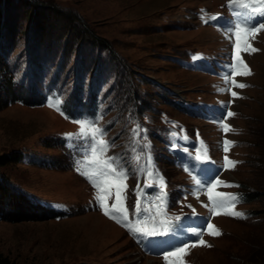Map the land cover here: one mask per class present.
Masks as SVG:
<instances>
[{
    "label": "rangeland",
    "instance_id": "obj_1",
    "mask_svg": "<svg viewBox=\"0 0 264 264\" xmlns=\"http://www.w3.org/2000/svg\"><path fill=\"white\" fill-rule=\"evenodd\" d=\"M225 1L7 0L14 10L5 23L10 32L16 31L12 36L2 27L0 85L4 76L12 75L14 83L32 81L50 99L24 104L0 93V155L21 154L18 161L0 165V176L10 188L3 203L7 217L0 219V255L19 264H168L164 254L142 252L138 236L98 206V190L81 174L90 168L91 152L85 149L89 144L81 139L77 122L87 117L100 127V137L109 144L106 154L116 156L128 175L135 176L131 147L136 119L159 130L173 118L202 137L204 145L194 152L202 156L209 148L220 160L218 178L233 186L217 190L240 194L235 210L246 216L213 215L203 189L166 156L158 131L160 139L152 141L159 173L171 191L172 218L195 210L221 233L215 236L205 229L206 244H188L185 264H264V30L248 37L258 51L241 54L251 75L235 77L248 85L233 86L235 98L227 93L225 72L215 77L176 63V58L201 53L229 69L235 36L231 41L228 28L201 21L205 13L224 14ZM32 2L41 6H24ZM48 8L68 15L58 20ZM259 23L264 20L255 26ZM42 26L46 29L40 31ZM69 97L77 101L73 120L60 109ZM87 99L98 100V116L83 102ZM177 99L213 101L218 108L230 100L235 113L227 119L231 130L220 132L211 121L185 113L176 107ZM223 137L234 142L227 153L220 148ZM68 142L74 145L68 147ZM223 155L238 163L224 168ZM136 183L135 177L127 178L125 204L133 221L144 215L132 218ZM15 194L29 204V194L56 204L62 214L24 211ZM113 202L114 196L108 200L109 205Z\"/></svg>",
    "mask_w": 264,
    "mask_h": 264
},
{
    "label": "snow or ice",
    "instance_id": "obj_2",
    "mask_svg": "<svg viewBox=\"0 0 264 264\" xmlns=\"http://www.w3.org/2000/svg\"><path fill=\"white\" fill-rule=\"evenodd\" d=\"M237 4L242 5L243 9L247 11L236 13L239 18L233 24L232 29H229V31H232L235 36L232 55L233 63L229 65V69L232 77V85L242 89L248 87V85L237 83L235 77L251 75V71L241 54L242 52L254 53L258 51V49L252 47L251 44L248 43V37L252 33H258L259 31L264 30V23H259L258 27L255 26L257 20H264V0H252V3H248L246 0H229L228 6L231 9ZM253 4L257 6H253ZM218 18V16L212 17L213 20H217ZM225 82H228L227 77L225 78ZM220 91H225V89H220ZM231 95L235 98L238 93L232 91ZM234 115L235 113L228 111L226 113V118L233 117ZM77 123L81 125L79 135L81 139L88 141L91 152V156L87 161V164L91 167L89 170H86L81 174L98 190L99 195L96 197V201L104 214L110 216L111 219L122 224L126 229H129L135 234L154 237L167 233L170 230V220L165 218L166 214L164 210L167 203V193L165 191V182L163 179L159 180V195L156 196L155 200L152 202V205L155 208L154 214L153 207H141V192L138 190L135 214L138 217L141 216L142 213L144 215L142 219L131 220L129 218L128 208L125 204L128 171L118 164L114 157L106 155L109 144L105 139L98 138L103 135L100 127L95 126L93 121H78ZM222 127L225 133H228L231 130L230 125L223 121ZM136 134L139 135V132ZM71 135L73 134H69V136ZM173 135H175V133H173ZM223 144V150L227 153L230 150V146L234 145V142L225 139ZM185 151H187V149H185ZM135 159L138 161L140 157L137 156ZM196 159L207 160L208 157L206 154L201 156L198 153ZM237 163V161L231 160L225 155L224 168L235 167ZM148 167L150 170L146 173L147 180L144 185L145 189L152 188L156 183L154 172L151 170V165L149 164ZM196 184L202 187L206 185L207 197L211 203L210 210L213 215L226 214L238 218H246L244 213L235 210V204L241 202L238 194L223 193L217 190L218 187L222 185H233L224 182L219 178H216L210 183L207 180H196ZM236 186L238 187V185ZM112 196H114V202L109 205L108 200ZM205 207H207V205H205ZM194 211L195 210H193V212ZM206 230L211 235H221L219 229H217L211 222L207 223ZM192 231L197 237L201 236V233L197 230L193 229ZM196 243L198 245L206 244L202 238H199ZM192 246L196 245L194 244ZM188 247V244H184L182 247L175 248L174 251L165 252V261L168 262V264H185L183 256L187 254ZM170 257H174L175 259L169 261Z\"/></svg>",
    "mask_w": 264,
    "mask_h": 264
},
{
    "label": "trees",
    "instance_id": "obj_3",
    "mask_svg": "<svg viewBox=\"0 0 264 264\" xmlns=\"http://www.w3.org/2000/svg\"><path fill=\"white\" fill-rule=\"evenodd\" d=\"M20 1V0H19ZM23 1V0H22ZM34 3V2H32ZM31 4L28 3H24L25 7H38L41 6V4L39 5L38 3H34L33 6ZM7 7L9 9H7ZM27 9V8H26ZM30 9V8H29ZM26 10L28 12H30V10ZM49 9V8H48ZM14 7L13 5L9 4V2H7V0H0V37L3 35V30L5 29L6 32L8 33H12V36L15 34L14 32L16 30H12V32H10V28H7V24L5 23V21L10 20V15L8 14L9 11H13ZM49 12L58 18V20H62L64 17H67L68 13L63 12L60 9H56V8H52L49 9ZM9 15V18H8ZM31 16V14H26V18H29ZM73 18L68 19V21H72ZM4 26L3 30L2 27ZM51 26H53V24H51ZM46 28L44 26H42L40 28V31L45 30ZM3 64L2 62V58L0 57V65ZM2 86L0 85V93L1 91H4L6 93V96H8L9 98H11V100H21L24 104H33V103H38L39 102V96L37 94V89L35 87V85L33 84L32 81H30L29 83L25 84V85H21L20 83H14L13 82V77L12 75L9 76H4L3 80H2ZM33 99H36V101H34ZM20 153L19 152H12L10 154H3L0 155V165H5L7 163H10L13 160H17L20 159ZM0 219H4L7 217L6 213H7V209L5 208V206H3L4 201L6 200L7 197L10 196V188L6 185L5 183V179L0 176ZM17 199H20L21 205L24 207L23 210L24 211H29L28 209H31L33 211H38V212H43L44 214L47 215H51L52 216V212L44 209L42 206L38 205V204H29L24 197L20 198L21 195L19 194H15ZM249 196V194H248ZM247 196V197H248ZM249 199V198H248ZM29 200V199H28ZM19 217L22 216L18 215ZM0 264H19L15 261L10 260L7 256L4 255H0Z\"/></svg>",
    "mask_w": 264,
    "mask_h": 264
}]
</instances>
